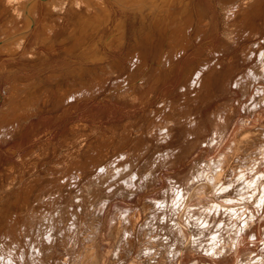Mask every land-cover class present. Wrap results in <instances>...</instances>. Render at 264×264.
Masks as SVG:
<instances>
[{
    "label": "rangeland",
    "instance_id": "1",
    "mask_svg": "<svg viewBox=\"0 0 264 264\" xmlns=\"http://www.w3.org/2000/svg\"><path fill=\"white\" fill-rule=\"evenodd\" d=\"M32 1L0 0L1 39L11 33L12 43L16 34L24 36L20 17ZM54 1L35 0L37 13L31 28L24 37L17 36L18 43L13 42L18 50L0 54V112L4 114L0 113V195L11 186L10 176L28 160L34 162L35 171L23 207L11 203L4 210L0 205V221L15 212L24 231L14 232L9 251L0 250V264H264L260 252L264 244V0H191V14L179 24L182 30L177 24L170 28L167 17L162 18L169 0ZM99 20L106 24L97 30ZM48 25L50 44L42 37ZM78 26L85 27L82 45L73 35L81 32ZM121 28L123 34L117 31ZM170 29L177 34L168 36ZM101 36H111L109 47L98 42ZM86 40H90L87 45L93 43L91 50L98 47L99 60L90 62L79 53ZM75 45L74 54L61 50ZM33 81L32 94L43 99L28 103L31 107L26 109L27 104L14 102L9 92L14 85ZM45 89L50 92L47 98ZM18 112L21 118L17 119ZM96 125L103 129L99 136L110 134L113 143L105 142V151L99 147L93 151L95 158L81 149L72 156L78 157L76 164L64 161L61 153L68 145L79 143L75 140L81 134H93ZM40 149H45L42 156ZM239 154L246 155L244 160ZM51 161L57 165L46 170ZM238 166L245 171L240 169L238 174ZM253 167L261 179L256 194L249 183ZM22 174L28 179L27 171ZM229 208L238 212L231 219L238 235L227 239L239 241L222 255L227 231L221 225L231 218L226 219L228 212L235 216ZM243 210H251L255 218L242 230L247 213ZM102 216L101 225L96 219Z\"/></svg>",
    "mask_w": 264,
    "mask_h": 264
},
{
    "label": "bare ground",
    "instance_id": "2",
    "mask_svg": "<svg viewBox=\"0 0 264 264\" xmlns=\"http://www.w3.org/2000/svg\"><path fill=\"white\" fill-rule=\"evenodd\" d=\"M6 1V3H8V2H10L11 0H5ZM16 1V0H15ZM35 0H33L32 2H29V7L27 6L25 9H24V11H23V13H22V16L20 17V20H21V22H23L24 23V30L22 31L23 32V34H24V36H25V34L27 33V31L31 28V26H32V24H33V21H34V19H35V16H36V13H37V6L35 5V2H34ZM54 1V0H53ZM55 1H58V0H55ZM54 1V3H56ZM61 1V0H60ZM65 1V0H64ZM136 1V0H135ZM139 1V0H138ZM143 2H144V0H142ZM161 1V0H160ZM164 1V0H163ZM162 1V2H163ZM193 1V0H192ZM192 1L191 0H178L177 2H175L174 1V3H172L173 2V0H169V2H168V6L164 9V11H163V16H162V18L165 16V17H167V20L170 22L169 23V27L171 28V26H175V24H177V25H181V24H183V22H184V20L183 19H185L186 20V18H187V16L189 15V14H191L190 13V5H191V3H192ZM261 1V0H260ZM3 2H4V0H3ZM2 2V3H3ZM59 2V1H58ZM75 2H76V0H75ZM74 2V3H75ZM88 2H90V1H85V3H88ZM91 2H93V1H91ZM125 2V1H124ZM123 2V3H124ZM129 2V1H128ZM140 2V1H139ZM145 2H147V0H145ZM150 2V1H149ZM154 3H155V1H153ZM52 3V2H51ZM53 3V4H54ZM66 3V2H65ZM73 3V2H72ZM79 3V2H78ZM77 3V4H78ZM85 3H84V7L83 8H85ZM98 3V2H97ZM101 3V2H100ZM126 3V2H125ZM131 3V2H130ZM133 3H134V1H133ZM138 3V2H137ZM151 3V2H150ZM165 4H166V2H164ZM180 3H182V4H184V6H180L181 4ZM61 4H64L63 2L61 3ZM60 4V5H61ZM82 5H83V3H81ZM88 4H90V3H88ZM119 4H120V2H119ZM136 4V3H135ZM134 4V5H135ZM139 5H140V3H138ZM149 4V3H148ZM156 4V3H155ZM173 4V5H172ZM177 4H180L179 5V7H178V5ZM193 4V3H192ZM257 4V3H256ZM21 5V4H20ZM58 5V4H57ZM66 5V4H65ZM75 5H76V3H75ZM91 5V4H90ZM94 5H95V3H94ZM153 5V4H152ZM164 5V4H163ZM3 6H5V5H3ZM6 6H7V4H6ZM53 7H54V5H52ZM59 6V5H58ZM57 6V7H58ZM96 6V5H95ZM147 6V5H146ZM151 6V5H150ZM150 6H149V8H150ZM156 5H154V7H155ZM160 6V5H159ZM165 6V5H164ZM9 7H11V6H9ZM18 7V6H17ZM16 7V8H17ZM61 7H62V5H61ZM79 7V6H78ZM98 7V6H97ZM103 7V6H102ZM156 7H158V5L156 6ZM257 7V6H256ZM39 8V7H38ZM49 8V7H48ZM51 8V7H50ZM58 8H60V6L58 7ZM57 8V9H58ZM63 8V7H62ZM88 8H89V6H88ZM100 8H101V6H100ZM136 8H137V10L138 9H140L139 7H137V4H136ZM142 8H144V6H142ZM186 8V9H185ZM6 9V8H5ZM20 9V8H19ZM28 9V10H27ZM54 9V8H53ZM86 10H87V8H85ZM90 9H91V7H90ZM151 9V8H150ZM156 9V8H155ZM160 9H162V8H160ZM1 10V9H0ZM4 10V9H3ZM27 10V11H26ZM60 10V9H59ZM62 10V9H61ZM85 10V11H86ZM95 10V9H94ZM94 10L92 11V12H94ZM96 10L98 11V8H96ZM104 10H105V7H104ZM141 10V9H140ZM147 10H148V8H147ZM146 10V11H147ZM53 11V10H52ZM84 11V12H85ZM96 11V12H97ZM100 11H101V9H100ZM142 11V10H141ZM149 11H151V10H149ZM155 11V10H154ZM157 11H159L158 9H157ZM263 11H264V9H263ZM19 12V11H18ZM87 12V11H86ZM103 12V11H102ZM104 12H106V11H104ZM139 12V11H138ZM258 12H260V11H258ZM262 12V11H261ZM16 13H17V11H16ZM51 13V12H50ZM88 13V12H87ZM100 13V12H99ZM144 13V12H143ZM142 13V14H143ZM150 13V12H149ZM156 13V12H155ZM158 13V12H157ZM263 13V12H262ZM3 14H4V11H3ZM11 14V13H10ZM89 14V13H88ZM101 14H103V13H101ZM105 14V13H104ZM148 14V13H147ZM152 14V13H151ZM159 14V13H158ZM21 15V14H20ZM19 15V16H20ZM93 15H94V13H93ZM96 15V14H95ZM98 15V14H97ZM105 15H107V16H109V12H108V14L106 13ZM104 15V16H105ZM139 15H141V14H139ZM194 15V14H193ZM257 15V14H256ZM259 15V14H258ZM1 16V15H0ZM16 16V15H15ZM51 16V15H50ZM57 16V15H56ZM99 16V15H98ZM103 16V17H104ZM152 16V15H151ZM150 16V17H151ZM154 16H156V14L154 15ZM161 16H160V18H161ZM3 17V16H2ZM80 17H81V15H80ZM79 17V18H80ZM88 17V16H87ZM91 17H93V16H91ZM106 17V16H105ZM104 17V18H105ZM149 17V16H148ZM158 17V16H157ZM190 17V16H189ZM256 17V16H255ZM82 18L84 19V16H82ZM90 18V17H89ZM88 18V19H89ZM93 18H95L96 19V17H93ZM108 18V17H107ZM141 18V17H140ZM192 18V17H191ZM203 18V17H202ZM54 19V18H53ZM57 19V18H56ZM56 19H54V20H56ZM87 19V18H86ZM86 19H84L83 21H85ZM94 19V20H95ZM103 19V18H102ZM142 19V18H141ZM144 19H146V17L144 18ZM164 19V18H163ZM188 19V18H187ZM264 19V18H263ZM10 20V19H9ZM23 20V21H22ZM58 20V19H57ZM77 20H79L78 18H77ZM80 20H81V18H80ZM80 20H79V22L77 21L76 23H80ZM93 20V19H92ZM91 20V22H93ZM97 20H98V18H97ZM147 20V19H146ZM150 20V19H149ZM153 20V19H152ZM44 21V20H43ZM90 21V20H89ZM89 21H87V23L89 22ZM143 21V20H142ZM145 21V20H144ZM148 21V20H147ZM263 21V20H262ZM5 22V21H4ZM20 22V23H21ZM57 21H55V23H56ZM96 22V21H95ZM98 22V21H97ZM99 22H101V25H99V27L97 28V30L99 29H102L104 26H105V24L106 23H104L102 20H99ZM105 22H108V21H105ZM146 22V21H145ZM151 22H153V21H151ZM159 23V21L157 20L156 21V23ZM190 22V21H189ZM8 23V22H7ZM23 23H21V24H23ZM53 23H54V21H53ZM124 23V22H123ZM191 23V22H190ZM189 23V24H190ZM50 24V23H49ZM96 24V23H95ZM94 24V25H95ZM152 24V23H151ZM165 24V23H164ZM164 24H163V26H164ZM188 24V23H187ZM203 24V23H202ZM244 24V23H243ZM3 25H5V23L3 24ZM12 25V24H11ZM43 25V24H42ZM52 25V24H51ZM54 25V24H53ZM52 25V26H53ZM78 25V24H77ZM82 25V22H81V24L79 25V26H81ZM84 25V24H83ZM86 25V24H85ZM120 25V24H119ZM123 25L124 24H121V27H123ZM150 25V24H149ZM155 25V24H154ZM162 25V24H161ZM179 25V28L181 29V26ZM186 25V24H185ZM5 26H7V25H5ZM78 26V27H79ZM153 26V25H152ZM165 26H166V24H165ZM17 27H19V26H17ZM22 26H20V28H21ZM43 27V26H42ZM45 27V26H44ZM43 27V28H44ZM48 27H49V25L47 26V32L45 31V29L43 30V36L42 37H44V40L46 41V40H48V39H50L51 38V30L48 32ZM57 27V26H56ZM63 27V26H62ZM61 27V28H62ZM65 27V26H64ZM153 27H155V26H153ZM162 26H160L159 27V29L161 28ZM50 28V27H49ZM55 28V27H54ZM107 28H108V26H107ZM157 28V27H156ZM51 29V28H50ZM52 29H53V27H52ZM59 29V28H58ZM75 29V28H74ZM76 29H80V31L81 32H77V31H75V32H77L76 34H73V33H71V34H73L74 35V37H77V39H75L76 41H78V40H80V41H78V42H80L79 44H81V42H83L84 41V37L82 36V34H83V32L85 31L84 29H85V27L84 28H76ZM115 29V28H114ZM155 29V28H154ZM167 29V28H166ZM185 29V28H184ZM16 30H17V28H16ZM16 30H13V32L15 31L16 32ZM56 30V29H55ZM60 30V29H59ZM71 30V29H70ZM104 31H105V28L103 29ZM168 30V29H167ZM172 29H170L169 30V32H168V36L171 34V35H176L177 33H172V31H171ZM182 30V29H181ZM3 31V30H2ZM102 31V30H101ZM103 31V32H104ZM115 31H116V29H115ZM117 31H119V33H122L123 34V32H122V28L120 29V30H118L117 29ZM123 31H124V28H123ZM157 31H159V30H157ZM161 31V30H160ZM162 31H164V30H162ZM174 31V30H173ZM185 31V30H184ZM0 32H1V30H0ZM6 32V31H5ZM19 32V31H18ZM21 32V31H20ZM19 32V33H20ZM90 32H92V31H90ZM58 33V32H57ZM159 33V32H158ZM260 33V32H259ZM2 34V33H1ZM11 33H9L6 37H4V36H2L3 38L1 39V37H0V54H2V53H4L5 55H6V53H15L17 50H18V48H19V46L16 44V43H18V42H16V41H18V39H19V37L21 36H19L18 34H16V43H14L13 44V42L11 43V35H10ZM87 34V33H86ZM90 34V33H89ZM95 34H96V31H95ZM102 34V33H101ZM110 34H112V33H110ZM115 34V33H114ZM122 34H121V37H122ZM180 34V33H179ZM12 35H14V39H15V34H12ZM118 35L119 34H117V37H118ZM165 36H167L166 34H164ZM17 36H19V37H17ZM24 36H21V37H24ZM80 36V37H79ZM87 36H89V35H87ZM86 36V37H87ZM97 35H95V37H96ZM114 36V35H113ZM112 36V37H113ZM146 36V35H145ZM70 37V36H69ZM83 37V38H82ZM94 37V38H95ZM102 37L103 36H101L100 37V40H98L99 39V37H97V40H98V42L100 43V44H102V45H108V44H110L111 42H113V41H111L110 43H109V41H110V37L111 36H108V37H106V38H103L102 39ZM119 37H120V35H119ZM18 38V39H17ZM172 38V37H171ZM13 39V38H12ZM68 39V38H67ZM70 39H72L71 37H70ZM87 39V38H86ZM117 39H119V38H117ZM176 38H174V40H175ZM20 40H21V38H20ZM19 40V41H20ZM44 40H42V41H44ZM92 40V39H91ZM94 40V39H93ZM123 40V39H122ZM173 40V39H172ZM23 41H24V39H23ZM44 41V42H45ZM50 41V40H49ZM75 41V42H76ZM87 41V40H86ZM88 41H90V40H88ZM88 41L85 43L86 44V48H83L82 50L81 49H79V50H81V51H79V53L82 55V57H85V58H90V62L92 61V62H95V61H97V55L99 54V53H96V52H98V47L96 48V47H94L92 50L90 49V47H89V45H91V44H93V43H90L89 45H87V43H88ZM119 41V40H118ZM145 41H147V39L145 40ZM25 42V41H24ZM47 42V44L49 43L50 44V42H48V41H46ZM52 42V41H51ZM65 42H67V41H65L64 39L63 40H61V43L64 45L65 44ZM92 42V41H91ZM95 42V41H94ZM20 44L22 43V41L21 42H19ZM26 43V42H25ZM41 43V42H40ZM43 43V42H42ZM71 43H73V40H72V42ZM70 43V44H71ZM97 43V42H96ZM99 43H97V44H99ZM46 44V43H45ZM77 44V43H76ZM78 44V45H79ZM117 44V43H116ZM120 44H121V42H120ZM42 45V44H41ZM82 45V44H81ZM96 45V44H95ZM111 45H113V44H111ZM23 46V45H22ZM45 46V45H44ZM69 46V45H68ZM88 46V47H87ZM114 46V45H113ZM118 46V45H117ZM119 46H121V45H119ZM47 47V46H46ZM81 47V46H80ZM107 47V46H106ZM108 47H109V45H108ZM107 47V48H108ZM49 48H50V45H49ZM48 48V49H49ZM52 48V47H51ZM75 48H77V45H75V47H72V49L71 48H67V47H64V48H61V50L62 51H66L65 53H67L66 55H70V54H74L75 53ZM104 48V47H103ZM106 48V49H107ZM112 48V47H111ZM110 48V49H111ZM115 48V47H114ZM114 48H112L111 50H113ZM117 48V47H116ZM47 48H46V50H48ZM105 49V50H106ZM32 50V49H31ZM52 50V49H51ZM109 51V50H108ZM6 52V53H5ZM100 52V51H99ZM252 52V51H251ZM48 53V52H47ZM53 53H55V52H53ZM53 53H52V55H53ZM11 54V55H12ZM17 55V54H16ZM79 55V54H78ZM95 55V56H94ZM100 55V54H99ZM50 56H51V54H50ZM252 56V55H251ZM78 57H80V56H78ZM82 57H80V58H82ZM97 58V59H96ZM261 59V58H260ZM99 60V59H98ZM84 61H85V59H84ZM86 61H87V59H86ZM106 61V60H105ZM87 63H88V61H87ZM82 64V63H81ZM86 63H84V65H85ZM82 67V66H81ZM83 68H84V66H83ZM257 69V68H256ZM82 71V70H81ZM71 72H73V71H71ZM77 72H80V71H77ZM75 73V71L73 72V74ZM53 74V73H52ZM55 74V73H54ZM76 74V73H75ZM57 76V75H56ZM59 76H60V74H59ZM58 76V77H59ZM49 77H50V75H49ZM53 77V76H52ZM61 77V76H60ZM48 78V77H47ZM53 79V78H52ZM55 79H58L57 77H55L54 79H53V82H54V80ZM46 80H48V79H46ZM204 80V79H203ZM47 82V81H46ZM56 83V82H55ZM22 84V83H21ZM21 84H19V85H21ZM59 84V83H58ZM16 85H18V84H16ZM18 85V86H19ZM30 86H36V84L34 83V81L33 82H29V83H25L24 84V86L22 85V86H19V87H15V85L11 88V92H9V93H11V99L12 100H14V102L15 101H17V103H26L27 105H25L26 106V109H27V106H29L31 103H34V101H37V103L41 100V99H43V98H41V97H37V95H35V94H32L33 93V91H31L30 90ZM50 86V85H49ZM52 88H53V86H52ZM36 89V88H35ZM52 90V89H51ZM244 92V91H243ZM49 89H45V96L44 97H48L49 96ZM260 93V92H259ZM262 93V92H261ZM73 94V93H72ZM244 95H245V93H244ZM9 96V95H8ZM64 97V96H63ZM8 99V98H7ZM10 99V100H11ZM10 100H9V102H10ZM8 102V101H7ZM12 103H13V101H11ZM10 102V103H11ZM11 103V104H12ZM28 103H30L29 105H28ZM14 104V103H13ZM12 104V105H13ZM16 104V103H15ZM12 105H11V107H12ZM17 105V104H16ZM36 105V104H35ZM38 105V104H37ZM37 105L35 106V107H37ZM7 107H10V104L9 105H7ZM15 107V106H14ZM19 108H20V106H18ZM29 107H31V106H29ZM34 107V108H35ZM43 108V107H42ZM4 109V108H3ZM18 109V108H17ZM22 109H23V107H22ZM37 109V108H36ZM9 110V109H8ZM18 110H20V109H18ZM17 110V111H18ZM24 110V109H23ZM22 110V111H23ZM29 110V109H28ZM15 111V113H16V110H14ZM21 111V112H22ZM31 111H33V110H31ZM42 111V110H41ZM13 111L12 110H10V112L9 113H11V114H14V112L12 113ZM24 113H25V111H23ZM22 112V113H23ZM27 112V111H26ZM36 112V111H35ZM0 113H2V112H0ZM23 113V114H24ZM10 114V115H11ZM26 114V113H25ZM35 114V113H34ZM21 115V114H20ZM2 116H4V114L2 113ZM12 116V115H11ZM14 116V115H13ZM14 117H17V119H18V117H19V112H18V115L17 116H14ZM23 117V116H22ZM26 117V116H25ZM1 118H3V117H1ZM19 118H21V117H19ZM12 119H13V117H12ZM219 119V118H218ZM5 120V119H4ZM9 120V119H8ZM27 120V119H26ZM18 121V120H17ZM17 123V122H16ZM4 124V123H3ZM130 124V123H129ZM215 124V123H214ZM189 126V125H188ZM19 127H20V123H19ZM125 127V126H124ZM128 127V126H127ZM264 128V127H263ZM17 129V128H16ZM80 129H82V128H80ZM140 129V128H139ZM196 129V128H195ZM77 130H78V128H77ZM94 131H93V134H88V135H78L79 136V139L78 140H75V141H78L79 142V140H81L79 143H72V144H70V145H68L69 146V149L66 151V152H63V153H61L63 156H64V161H65V159L67 160V162H69L71 165H73V164H76L75 163V160L78 158V157H75V158H73L72 156L73 155H76L77 153H78V151L79 150H81V149H84V150H87L88 152H90L89 153V155H88V157L89 156H94L93 158H95V155H94V153H93V151H95V150H99V149H97L98 147L99 148H103L104 149V146L106 145V143L105 142H108V141H110V143L112 144L113 143V136L112 135H107V133H105L104 135H102L101 137L99 136V134L100 133H102L101 131L103 130H101V128H99L98 127V125H96V126H94V129H93ZM125 130V129H124ZM126 130H127V128H126ZM137 130V129H136ZM135 130V131H136ZM14 131H15V129H14ZM76 131V130H75ZM80 131V130H79ZM92 132V131H91ZM111 132V131H110ZM121 132V131H120ZM14 133H17V132H14ZM81 133V132H80ZM114 133V132H113ZM121 133H123V131L121 132ZM129 133V132H128ZM131 133V132H130ZM139 133V132H138ZM73 133H71V135H72ZM118 134V133H117ZM127 134V133H126ZM195 134V133H194ZM241 134V133H240ZM243 134H245V133H243ZM247 134V133H246ZM255 134H257V133H255ZM261 134V133H260ZM119 135V134H118ZM128 135V134H127ZM127 135H126V137H127ZM131 135V134H130ZM242 135V134H241ZM247 135H249V134H247ZM120 136V135H119ZM122 136V135H121ZM120 136V137H121ZM245 136V135H244ZM16 137V136H15ZM123 137H125L124 136V133H123ZM125 137V138H126ZM241 137V136H240ZM240 137H239V139H240ZM112 138V139H111ZM140 137H138V139H139ZM242 138H244V137H242ZM241 138V139H242ZM246 138V137H245ZM244 138V139H245ZM249 138V137H248ZM254 138H258V137H254ZM75 139V138H74ZM76 139H77V137H76ZM121 139H122V137H121ZM120 139V140H121ZM133 139H134V137H133ZM244 139H242L243 140V142L245 143V141H244ZM125 140V139H124ZM127 140H128V138H127ZM135 140V139H134ZM235 140V139H234ZM242 140H240V141H242ZM253 140V139H252ZM118 141V140H117ZM239 141V140H238ZM250 141V140H249ZM248 141V142H249ZM264 141V140H263ZM130 142V141H129ZM243 142H241L240 144L242 145L243 144ZM46 143V142H45ZM45 143H43V145L45 144ZM51 143V142H50ZM109 143V142H108ZM117 143V142H116ZM239 143V142H238ZM250 143V142H249ZM252 143V142H251ZM54 144V143H53ZM234 144V143H233ZM252 145V144H251ZM254 145V144H253ZM252 145V146H253ZM42 146V145H41ZM103 146V147H102ZM112 146V145H111ZM234 146V145H233ZM238 146H240V145H238ZM38 147V146H37ZM48 147V146H47ZM46 147V148H47ZM232 147V146H231ZM40 148V147H39ZM54 148V147H53ZM68 148V147H67ZM66 148V149H67ZM112 148V147H111ZM233 148V147H232ZM231 148V149H232ZM252 148H254V147H252ZM261 148V147H260ZM52 149V148H51ZM65 149V148H64ZM64 149H62V151L64 150ZM92 149H94V150H92ZM106 149H107V147H106ZM110 149V148H109ZM117 149H118V147H117ZM120 149H122L121 148V146H120ZM234 149V148H233ZM236 149H238V148H236ZM242 149V148H241ZM36 150V149H35ZM58 150V149H57ZM102 150V149H101ZM108 150V149H107ZM114 150V149H113ZM113 150H111V151H113ZM115 150H116V148H115ZM254 150V149H253ZM32 152H33V150H31ZM44 151H45V149H40V152H38L39 154L38 155H40L41 154V156H42V154L44 153ZM50 151V150H49ZM52 151V150H51ZM104 151H105V149H104ZM120 151V150H119ZM247 151V150H246ZM246 151H245V153L244 154H247L246 153ZM32 152H30V153H32ZM107 152V151H106ZM109 150H108V154H109ZM237 152V151H236ZM249 152H251V150L249 151ZM253 152V151H252ZM28 153V152H27ZM29 153V154H30ZM47 154H48V152H46ZM81 153V152H80ZM234 154H235V150H234V152H233ZM232 153V154H233ZM241 153V152H240ZM255 153V152H254ZM12 154V153H11ZM36 154H37V152H36ZM53 154H54V151H53ZM101 154V153H100ZM105 154H107V153H105ZM107 154V155H108ZM251 155L253 154V153H250ZM257 154H258V152H257ZM257 154H255V155H257ZM55 156H59V153H55L54 154ZM54 155H53V157H54ZM86 155V156H87ZM98 155V154H97ZM106 155V156H107ZM241 154H239V156H240ZM250 155V156H251ZM254 155V154H253ZM254 155V156H255ZM258 155H260V154H258ZM40 156V157H41ZM82 156V155H81ZM85 156V157H86ZM102 156V155H101ZM105 156V155H104ZM103 156V157H104ZM242 156V157H241ZM240 157L243 159L244 157H246V155L244 156V155H241ZM33 157V156H32ZM31 157V158H32ZM35 157V156H34ZM44 157H45V155H44ZM43 157V158H44ZM62 157V156H61ZM60 157V158H61ZM88 157H86V158H88ZM237 157V156H236ZM257 157V156H256ZM258 157H260V156H258ZM37 158V157H36ZM49 158V157H48ZM55 158L56 157H54V161H56L55 160ZM58 158V157H57ZM63 158V157H62ZM61 158V159H62ZM70 158H72L70 161H68ZM91 158V157H90ZM108 158V157H107ZM249 158V156L247 157V159ZM223 159H225V158H223ZM222 159V160H223ZM240 159V158H239ZM258 159V158H257ZM260 159V158H259ZM34 160V159H33ZM37 160V159H36ZM107 160V159H106ZM105 160V161H106ZM244 160V159H243ZM252 160V158L250 157V161ZM253 160L254 161H256L254 158H253ZM261 160V159H260ZM63 161V162H64ZM225 161V163H226V161L227 160H223V162ZM245 161H246V159H245ZM249 160H247V162L246 163H249L250 164V161L248 162ZM258 161V160H257ZM264 161V160H263ZM262 161V162H263ZM23 163L25 162V161H22ZM22 162L20 163V165H22ZM237 162H239L238 160H237ZM236 162V163H237ZM241 162V161H240ZM239 162V163H240ZM40 163V162H39ZM47 163V162H46ZM51 163H52V161H51ZM56 163V162H55ZM54 162L52 163L53 165H49V166H45V168L46 167H48V168H46V170H49V169H51L50 167H54L55 165H57V164H55ZM244 164L245 166L246 165H248V164ZM68 164V163H67ZM28 165V166H27ZM26 166L24 165V167L22 166V167H20L19 169L16 167V169H18V170H16V169H14V168H12V169H14V170H16V172L14 173V172H12V173H14V174H12L11 176H10V180H9V182H11V186L9 187V186H7L6 187V189H3L2 190V193H1V195H0V205L1 206H3V208H4V210H6L7 208V206L8 205H10L11 203H13V204H15V206L16 207H18V206H21V207H23V205H24V202H25V198L26 197H28V195H29V193H30V190H31V186H30V181L31 180H33V178L35 177L34 175V173L33 172H35L32 168L34 167V162H32V163H30L29 162V160H28V164H27ZM83 165V164H82ZM221 165V164H220ZM238 165V164H237ZM241 165H243V163L241 164ZM257 165H259V163H257ZM256 165V166H257ZM262 165V164H261ZM19 166V165H18ZM224 166H225V164H224ZM240 166V165H239ZM238 166V167H239ZM262 166H264V165H262ZM62 167V166H61ZM76 167V166H75ZM247 167H249V165L247 166ZM260 167V166H259ZM71 168V167H70ZM243 168H245V167H243L242 166V168H237V169H239V172H238V174H241L240 173V171L243 169ZM250 168V167H249ZM254 168V167H253ZM35 169V168H34ZM39 169V168H38ZM216 169V168H215ZM221 170H222V168H220ZM234 169H236V168H234ZM241 169V170H240ZM255 169V168H254ZM9 170V169H8ZM7 170V171H8ZM61 169H59V171H60ZM244 170V169H243ZM250 170V169H249ZM248 170V171H249ZM26 172L27 171V175H29V177H28V179H25L24 178V176H23V174H22V172ZM53 171V170H52ZM126 171V170H125ZM215 171V170H214ZM218 170H216V172H217ZM229 171V170H228ZM245 171V170H244ZM246 171H247V169H246ZM251 171V170H250ZM258 170L257 169H255V170H253V172L251 173V175H249V180H250V185L252 186V188H254V189H252L251 190V193H258V188H259V182H258V172H257ZM261 171V170H260ZM9 172V171H8ZM11 172V171H10ZM40 172V171H39ZM79 172V171H78ZM80 172H81V168H80ZM231 172H233V171H231ZM243 172V171H242ZM236 173V172H235ZM235 173H234V175H235ZM250 173V172H249ZM262 173V172H261ZM8 174V173H7ZM6 174V175H7ZM25 174V173H24ZM46 174V173H45ZM5 175V174H4ZM67 175V174H66ZM231 175H232V173H231ZM262 175V174H261ZM9 176V175H8ZM34 176V177H33ZM39 176H40V174H39ZM60 176V175H59ZM122 176V175H121ZM126 176V175H125ZM229 176V175H228ZM236 176V175H235ZM245 176H247V175H245ZM244 176V177H245ZM7 177V176H6ZM234 177V176H233ZM228 178H230V177H228ZM6 179V178H5ZM238 179H239V177H238ZM243 179H245V178H243ZM258 179V180H257ZM76 180H78L77 178H76ZM228 180V179H227ZM248 180V179H247ZM261 180V179H260ZM259 180V181H260ZM3 181V180H2ZM37 181V180H36ZM233 181V180H232ZM224 182V181H223ZM3 183V182H2ZM32 183H33V181H32ZM31 183V184H32ZM228 183V182H227ZM36 184V183H35ZM241 185V184H240ZM230 186H231V184H230ZM227 187V186H226ZM233 189V188H232ZM224 190V189H223ZM80 191V190H79ZM228 191V190H227ZM35 193V192H34ZM176 193V192H175ZM263 193V192H262ZM222 194V193H221ZM227 194V193H226ZM3 195V196H2ZM245 195H246V193H245ZM77 196V195H76ZM249 196H251V194L249 195ZM254 196V195H253ZM208 197V196H207ZM258 197V196H257ZM236 198V197H235ZM245 198V197H244ZM244 198L242 199V201L244 200ZM252 198V197H251ZM203 199H204V197H203ZM209 199H210V197H209ZM208 199V200H209ZM248 199V198H247ZM253 199V198H252ZM207 200V199H206ZM211 200H214V199H210V202H211ZM237 200V199H236ZM261 201V200H260ZM190 202V201H189ZM231 202H234L233 200L231 201ZM241 202V201H240ZM5 203V204H4ZM229 202H227V204H228ZM247 203H248V201H247ZM214 204V203H213ZM227 204H223V206H226ZM233 204V203H232ZM235 204H237V203H235ZM239 204H241L242 205V203H239ZM243 205L245 206L246 204L243 202ZM257 205V204H256ZM0 206V207H1ZM6 206V207H5ZM187 206V205H186ZM229 206V205H228ZM232 206V205H231ZM239 205L237 204V206H236V209H239V207H238ZM253 206V210H254V207H255V204L254 205H252ZM233 207V209H234V206H232ZM238 207V208H237ZM241 207V206H240ZM260 207V206H259ZM264 207V206H263ZM3 208H0V216L2 215L1 214V211L3 210ZM185 208V207H184ZM227 208V207H226ZM231 208V207H230ZM229 208V209H230ZM241 208H245V207H241ZM241 208H240V210H241ZM224 209V208H223ZM217 210V209H216ZM225 210V209H224ZM228 210V209H227ZM263 210V209H262ZM25 211V210H24ZM220 211H221V209H220ZM219 211V212H220ZM230 211H232L231 209H230ZM236 212H237V210H235ZM244 212H246L247 211V213H246V218H245V221H243L240 225L242 226V230H243V227L246 229V226H248V224H250L251 225V223H252V221L254 220V218H255V215L253 214V212L251 211V210H243ZM254 211H256V210H254ZM103 212V211H102ZM224 211H222V212H220L219 214H221V213H223ZM226 212V211H225ZM258 212V211H257ZM257 212H254L255 214L257 213ZM217 213V212H216ZM238 213V212H237ZM237 213H235V214H237ZM259 213V212H258ZM218 214V215H219ZM228 214L230 215V213L228 212ZM234 214V211H232V214L231 215H235ZM243 214V213H242ZM261 214V213H260ZM217 215V214H216ZM227 216V218L226 219H228V217H231L230 219H228L225 223L223 222V224L224 225H221L222 227H224V231H227L226 233H224V238H226V239H223L222 241H223V244H221V245H223L222 246V250L224 251L223 253H222V255H227L226 253L228 252V251H230V250H232V248H233V246L235 247H237V242L239 241L238 240V238L235 240V242H232V239H230L229 240V238L227 239V235H229L230 236V238H231V236L232 237H234V235L235 236H237L238 235V230L236 229V227H234V224L232 223L233 221V218H235L236 217V215L235 216ZM238 215V214H237ZM5 216V220L3 219V221L1 222L0 221V250H4V251H9V249H10V247L9 246H7V244H10L11 242H14V240H13V236L14 235H16V234H14V232H18V235H19V232H20V234H24V231L22 230V228H23V223H20V221L18 220V214H16L15 212H9L8 214H5L4 215ZM239 216H241V215H239ZM219 217H220V215H219ZM260 218H261V216H259ZM97 218V217H96ZM242 218V217H241ZM216 219V218H215ZM223 219H224V215H223ZM232 219V220H231ZM97 222H99V223H101V225H102V222L103 221H105L104 220V218H103V216L102 217H98L97 219ZM200 220V219H199ZM239 220V219H238ZM261 220V219H260ZM135 221V220H134ZM216 221V220H215ZM220 221H222V220H220ZM258 221V220H257ZM180 222V221H179ZM234 222H235V220H234ZM237 222V221H236ZM95 223V222H94ZM93 223V224H94ZM181 223V222H180ZM200 223V222H199ZM215 223V222H214ZM255 223V222H254ZM258 223H260V222H258ZM216 224H218V223H216ZM219 224H220V222H219ZM218 224V225H219ZM249 225V226H250ZM20 226L22 227V228H20ZM82 226H83V224H82ZM95 227V226H94ZM179 227H180V224H179ZM253 227V226H252ZM251 227V228H252ZM255 227V226H254ZM181 228V227H180ZM233 228L234 229H236V230H233ZM81 229V228H80ZM182 229V228H181ZM216 229V228H215ZM244 229V230H245ZM183 230V229H182ZM218 230V229H217ZM216 230V231H217ZM219 230H220V228H219ZM248 230H249V228H248ZM247 230V231H248ZM184 231V230H183ZM246 231V232H247ZM220 232V231H219ZM240 232V231H239ZM245 232V231H244ZM245 232V233H246ZM215 233V232H214ZM241 233V232H240ZM184 234H186V231H184ZM217 234V233H216ZM241 234H244V233H241ZM181 235H183V233L181 234ZM187 235V234H186ZM218 235H219V233H218ZM183 236H185V235H183ZM253 236V235H252ZM264 236V235H263ZM16 237H18V236H16ZM20 237V236H19ZM174 237V236H173ZM186 237V236H185ZM220 237H222V236H220ZM246 237V236H245ZM254 237V236H253ZM21 238V237H20ZM187 238V237H186ZM185 238V239H186ZM215 238H217V237H215ZM255 238V237H254ZM254 238H252V240H254ZM218 239V238H217ZM222 239V238H221ZM240 240H241V238H239ZM247 239V238H246ZM17 240V239H16ZM188 240H189V238H188ZM19 241V240H18ZM215 241H216V239H215ZM214 240H213V242H215ZM213 242H211V243H213ZM221 242V241H220ZM14 244V243H13ZM187 244V243H186ZM238 244H241V243H238ZM219 245V244H218ZM263 246H264V244H262ZM13 246V245H12ZM262 246V248H261V250L264 248ZM185 247H186V245H185ZM219 247H221V246H219ZM33 248V247H32ZM214 248V247H213ZM216 248V247H215ZM209 249V248H208ZM208 249H205L206 251H208ZM221 249V248H220ZM186 250V249H185ZM190 250V249H189ZM212 250V249H211ZM210 250V251H211ZM217 250V249H216ZM238 250H240V249H238ZM260 250V252H261V254L263 253L264 254V249L261 251ZM220 251V250H219ZM33 252V251H32ZM212 252V251H211ZM214 252V251H213ZM226 252V253H225ZM42 253V251L39 253V257H41V254ZM180 253V252H179ZM184 253V252H183ZM205 253V252H204ZM208 253H209V251H208ZM208 253H206V254H208ZM217 253V252H216ZM220 253H221V251H220ZM219 253V254H220ZM225 253V254H224ZM234 253V252H233ZM259 253V252H258ZM258 253L256 254V256L258 255ZM12 254V253H11ZM34 254H35V252H34ZM211 254V253H210ZM28 255H30V254H28ZM213 255H215V252H214V254ZM213 255L211 256V257H213ZM232 255H234V254H232ZM43 256V255H42ZM208 256V255H207ZM219 256V255H218ZM218 256H215L216 258L218 257ZM259 256H260V253H259ZM34 257V256H33ZM220 257V256H219ZM229 257V256H228ZM260 257H262V255L260 256ZM215 258V259H216ZM221 259L223 258V256L222 257H220ZM247 258H248V256H247ZM250 258V257H249ZM40 259V258H39ZM223 259H225V257L223 258ZM227 259V258H226ZM252 259V258H251ZM250 259V260H251ZM85 260V259H84ZM247 260H249V259H247ZM254 260V259H253ZM257 260V259H256ZM33 261V260H32ZM170 261V260H169ZM241 261V260H240ZM246 261V260H245ZM258 261V260H257ZM39 262V261H38ZM243 262V261H242ZM242 262H240V263H242ZM87 263V262H86ZM244 263V262H243ZM251 263H253V261H251ZM245 264H247V263H245ZM253 264H257V263H253Z\"/></svg>",
    "mask_w": 264,
    "mask_h": 264
}]
</instances>
